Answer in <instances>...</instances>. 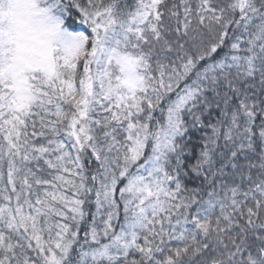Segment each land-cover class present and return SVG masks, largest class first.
<instances>
[{
  "label": "snow or ice",
  "instance_id": "obj_1",
  "mask_svg": "<svg viewBox=\"0 0 264 264\" xmlns=\"http://www.w3.org/2000/svg\"><path fill=\"white\" fill-rule=\"evenodd\" d=\"M0 264H264V0H0Z\"/></svg>",
  "mask_w": 264,
  "mask_h": 264
}]
</instances>
